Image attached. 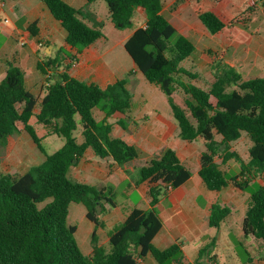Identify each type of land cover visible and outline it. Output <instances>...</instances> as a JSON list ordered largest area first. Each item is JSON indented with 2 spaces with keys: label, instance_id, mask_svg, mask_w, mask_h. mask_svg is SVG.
Listing matches in <instances>:
<instances>
[{
  "label": "trees",
  "instance_id": "16d2710c",
  "mask_svg": "<svg viewBox=\"0 0 264 264\" xmlns=\"http://www.w3.org/2000/svg\"><path fill=\"white\" fill-rule=\"evenodd\" d=\"M41 1L66 30L69 46L82 50L104 36V23L88 11V6L97 0H87L84 10L65 0ZM103 1L117 30L133 29L138 9L143 10L145 27L135 29L124 48L136 71L168 97L180 139L203 140L205 151L200 157L198 176L206 188L221 192L233 186L246 192L253 183H258L249 196L242 233L243 238H254L264 244V185L258 180L264 175V76L245 80L235 67L210 52L209 72L213 81L208 89L203 88L193 82L199 75L181 65L193 56L196 46L165 16L163 0ZM255 5H250L236 22L244 21ZM198 17L211 35L233 23L213 10L202 11ZM61 52L67 55L63 49ZM68 57L71 62L76 60ZM69 67L57 59L38 62L37 68L43 75H49L50 70L54 72L53 77L47 78L38 113H35L38 99L28 89L25 74L19 67L8 64L0 81V164L10 138L21 130L45 157L24 174L0 173V264H139L148 255L157 264H182L181 242L163 249L153 243L163 227L158 203L192 176L171 148L164 149L138 169L136 185L148 184L150 207L135 208L129 213L110 234V251L99 244L96 229L100 227V214L107 207L116 206L115 197L105 188L72 180L69 171L88 149L98 159L119 166L139 158L134 143L126 137H113V124L109 121L114 114L126 115L136 106L134 93L128 87L133 72L102 88L70 76ZM185 77L190 81L184 80ZM177 87L187 96L185 107L174 101ZM95 110L104 115L102 120L95 117ZM32 118L48 129V135L62 138L64 144L48 153L42 144L44 138L31 124ZM116 124L126 127L124 120ZM77 132L82 142H78ZM243 134L251 141L248 160L232 147ZM230 161H235L240 171L227 178L221 165ZM73 203L83 205L86 218L95 225L90 255L78 245L77 227L68 223ZM231 212L229 206L213 203L209 226L219 230ZM216 248L217 237H213L199 249L195 260L187 264H217Z\"/></svg>",
  "mask_w": 264,
  "mask_h": 264
},
{
  "label": "crops",
  "instance_id": "0c3cea01",
  "mask_svg": "<svg viewBox=\"0 0 264 264\" xmlns=\"http://www.w3.org/2000/svg\"><path fill=\"white\" fill-rule=\"evenodd\" d=\"M65 1L79 10H84L87 7V0ZM258 1L222 0L216 2L215 0H201L189 3L184 0H172L170 4L179 3V27L166 14L164 2L163 12L179 33L193 41L196 51L198 46L194 40V34L197 31L211 41L210 46H206L207 53L211 52L223 58L229 65L235 67L245 80H249L264 76V10L258 7L247 17L244 16V21L236 22V20L241 19L245 9L254 3L257 4ZM208 3L210 5H207ZM260 3L264 7V0ZM207 10L220 13L233 23L221 32L211 35L198 17L200 12ZM88 11L94 15L97 21L104 23L102 28L104 36L92 45L78 50L66 43V30L53 17L41 0H0V19H9V22L0 24V81L6 75L8 64L11 63L19 67L25 74L28 89L38 99L35 113L40 110V102L44 96L47 78L54 75L53 70H48L49 75H43L37 68L39 61L48 62L50 59H57L62 65L69 64L70 67L67 73L70 76L87 83H95L102 88L118 79H122L131 72L139 74L129 54L126 50V53L122 50V44L114 47L109 46L104 29L107 24H110V26H113V24L109 18L106 3L103 0H97L88 6ZM138 16L141 17L140 23H137ZM86 22L91 24L89 20H86ZM145 23V14L142 9H138L134 17L133 29H127L131 32L122 40L123 45L133 31L145 27ZM21 41H24V45H21ZM40 43L43 46H39ZM61 49L67 55L62 53ZM196 51L194 54H196ZM68 55L75 57L76 60L71 62ZM211 61L212 58L210 64ZM73 63H76V65L74 66ZM135 97L134 95L136 104ZM139 109L135 106L126 115L116 113L109 119L110 123L113 124V137H126L134 143L140 152L139 158L124 166H119L112 161L98 159L94 152L92 153L88 149L83 159L73 167L74 169L72 168L69 171V177L72 180L105 188L118 197L125 194L123 204L118 201L119 198L115 199L116 206L113 208L107 207L104 214L100 216V227L96 229V233L99 244L107 251H110L111 248L109 244L110 234L127 218L129 213L135 208L146 210L150 207L149 186L146 183L137 186L138 179H132L127 189L118 193L120 187L127 180L128 174L137 172L139 167L145 166L164 149L171 148L176 151L184 165L187 163L190 167H193L194 172L185 165L192 173L191 180L195 174L198 175L200 157L205 151L202 140L188 142L180 139L178 124L170 111H161L150 106H145L141 111ZM103 118L104 115L102 114L100 120ZM113 118H115V123ZM119 120L126 121L125 129L116 124ZM77 138L78 142H82L79 132H77ZM200 142H202L201 145H199ZM63 144L64 142L60 144L59 148ZM32 146L36 150L37 146L34 143ZM36 156L38 157L37 153ZM134 164L139 167L133 169ZM188 182L178 189L171 190L158 203L157 210L163 221V227L153 240V243L162 249L169 247L174 242H181L183 249L182 264L193 262L199 249L211 241L213 237H217L215 231L220 232V229L223 225L226 226L230 216L234 213V209L230 207L232 212L225 220V224L223 223L219 230L211 228L209 226V216L212 204L219 202L222 205L229 206L226 199L219 200V195L226 189L221 192H213L208 189L206 191L202 185L204 183L195 181L191 185H186ZM133 188L142 195L144 207L130 199L128 191ZM201 198L203 199L202 202H200ZM245 212L240 219L241 229ZM94 231L95 225L92 233ZM76 233H78V228ZM242 235L241 232L240 236ZM99 236L103 238L102 241H100ZM259 247H262L264 255V244L260 243ZM92 252L93 248L87 255L92 254ZM139 264H157V262L151 255H148L140 260ZM251 264H264V259H256Z\"/></svg>",
  "mask_w": 264,
  "mask_h": 264
},
{
  "label": "rangeland",
  "instance_id": "374dc122",
  "mask_svg": "<svg viewBox=\"0 0 264 264\" xmlns=\"http://www.w3.org/2000/svg\"><path fill=\"white\" fill-rule=\"evenodd\" d=\"M171 1L172 0H163L164 7L166 10L165 12L179 27V3L176 2L174 4H170ZM261 4L262 3L258 1L253 11L255 9H258V7H261V9L264 10V7ZM207 5L210 4L208 3ZM200 10L201 8L199 9V11ZM140 18L141 17L138 16L137 23L141 22ZM104 32L108 38V43L110 47L122 44V50L125 52L122 40L131 32V30H117L113 26H110V24H107L106 28L104 29ZM194 37V40L196 41V44L198 46L196 54L183 61L181 65L187 70L199 75V79L193 81L195 84L208 89L213 81V78L209 73L211 56L209 55V53H207L206 46H210L211 41L209 38L204 37L201 32L197 31L194 34ZM129 80L130 82L128 87L136 96V107L140 108V111L145 106H150L156 107L161 111H170L172 113L169 104V99L166 94L158 86L150 84L140 72L139 74L132 73L129 77ZM184 80L190 81V79H188L187 77H185ZM173 97L174 101L177 104L181 105L182 107H185L184 101L187 96L182 89H180L179 87L175 88ZM94 115L98 120H100V117L102 116L99 110H95ZM114 120L115 118H113V122ZM31 124L35 127L38 135L44 138L42 144L48 153L56 151L59 148L60 144L64 142L62 138H58L55 135H48V129L38 123L35 118L31 119ZM201 144L202 142L199 143V145ZM32 145L33 142L30 136L23 130H21L20 133L11 137L7 148L4 149L2 152L0 173H10L14 175L22 174L31 166L42 162L45 159L44 155L41 154L37 148H35L36 150H34ZM250 145L251 141L249 137L246 134H243V136L238 141L232 144V147L233 150L237 151L243 157V159L248 160ZM90 152L93 153V150L90 149ZM36 153L38 157L36 156ZM185 165L188 166L194 172L193 167H190L187 163H185ZM138 167V165H135L133 169H137ZM221 168L226 173L227 178H231L235 173H238L240 171L239 165L235 161H230L226 165L223 164L221 165ZM138 177V169L137 172H130L128 174L127 180L120 187L118 193L122 192L123 190H126L127 187L130 185L131 180H137ZM258 180L261 184L264 185V175ZM195 181L203 183L200 177L195 174L194 178H192L186 185H191ZM202 185L205 190L208 191L206 186L204 184ZM258 186V183L255 182L250 186V188L246 192H242L239 189L231 186L219 195V200L222 201L223 199H226L229 203V207L234 209V213L232 216H230V219L228 220L226 226L223 225V227L220 229V232L215 231V236L217 235L218 243L216 248L217 264H251L256 259H264L263 249L262 247H259V244L262 242L254 238L245 239L243 238V235L240 236V233L242 232L240 226V219L244 215L245 209L248 206L249 196L251 192L255 191ZM128 194L130 196V199L134 203H138L142 207L145 206L142 203L143 197L138 190L134 188L130 189L128 191ZM123 196H125V194H121L119 195V197L116 194L114 195L115 199L119 198L118 201L121 204H123ZM202 200L203 199L201 198L200 202H202ZM102 214H100V216ZM85 215L86 210L83 205L75 203L71 204L68 215V223L78 228V233L75 234L78 245L85 254H88L92 251L93 248L91 236L94 224L91 223ZM99 238L100 241L103 240L101 236H99Z\"/></svg>",
  "mask_w": 264,
  "mask_h": 264
},
{
  "label": "built area",
  "instance_id": "2783aa9c",
  "mask_svg": "<svg viewBox=\"0 0 264 264\" xmlns=\"http://www.w3.org/2000/svg\"><path fill=\"white\" fill-rule=\"evenodd\" d=\"M7 22H9V19H4V20H1V19H0V24H1V23H7ZM21 45H24V41H21ZM39 46H43V44L40 43ZM73 65L75 66L76 63H73Z\"/></svg>",
  "mask_w": 264,
  "mask_h": 264
}]
</instances>
